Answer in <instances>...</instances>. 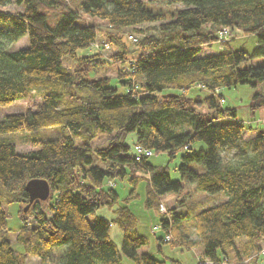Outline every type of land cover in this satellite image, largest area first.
<instances>
[{
  "label": "trees",
  "instance_id": "1",
  "mask_svg": "<svg viewBox=\"0 0 264 264\" xmlns=\"http://www.w3.org/2000/svg\"><path fill=\"white\" fill-rule=\"evenodd\" d=\"M10 2L23 8H0V36L17 41L28 35L29 44L17 49L0 45V105L28 98L32 103L0 119V264H24L25 255L40 257L41 264H123L125 257L132 264H183L140 250L149 238L138 231L128 198L118 203L119 192L109 183L128 172L148 173L144 202L155 211L163 194L182 190V180L172 179L167 165L152 164L148 156L136 159L135 144L166 151L170 159L183 151L177 167L181 178L196 191L227 196L192 215L199 236L192 240L182 229L186 214L177 212L192 196L185 192L168 208L170 220L158 214L159 249L170 233L173 244H202V258L214 263L237 250L242 237L257 248L264 235V127L246 139L236 109L222 104L221 88L259 85L252 107L264 106V64L240 66L247 58L264 56V0H0V6ZM84 15L104 19L114 29L160 22L139 30L137 55L122 34H106V42L116 47L111 58L121 63L118 77L126 92L110 85L111 77L92 74L105 63L99 50L78 53L90 48L99 33ZM164 18L168 21L161 22ZM225 26L255 35L253 52L219 40ZM215 41L219 52L199 55ZM192 86L207 94L189 96ZM203 105L214 114L201 112ZM101 131L109 133L108 144L92 146ZM16 132H26L39 148L18 152L7 136ZM130 132H135L132 144L127 142ZM197 142L205 148H193ZM32 178L47 180L46 200L30 202L25 186ZM140 178H130L133 193ZM10 203L19 204L23 222L15 241L22 250L7 235L4 207ZM102 206L113 208V220L95 216ZM26 214L33 215V222L26 221ZM112 223L123 234L120 248L111 238Z\"/></svg>",
  "mask_w": 264,
  "mask_h": 264
},
{
  "label": "rangeland",
  "instance_id": "2",
  "mask_svg": "<svg viewBox=\"0 0 264 264\" xmlns=\"http://www.w3.org/2000/svg\"><path fill=\"white\" fill-rule=\"evenodd\" d=\"M149 1V0H148ZM151 1V0H150ZM154 1V0H153ZM156 2V1H155ZM73 4V1L71 2ZM179 5V4H178ZM170 5L162 3V7L166 8ZM1 9L5 10H20L23 8V4H15V2L7 3L6 5L0 6ZM55 18V16H53ZM84 18L87 20H93L97 26L99 33L97 35V39L99 46L96 47L94 44L90 46L88 49H80L78 51L79 54L85 53H93L99 50L105 60V63L98 66L96 71L92 72L99 74H105L110 79V85L116 86L119 93H124L127 91V86L123 84L118 77V68L120 67V62H115L113 58H111V54L114 52L116 47L113 44H109L106 46V39L108 32H119L122 34L123 40L128 48L133 51L134 55L138 53V42H134L129 38V34L134 32L138 35L139 39L143 36V33L139 30L144 31V29L148 25L160 24L159 21L153 23H142L137 26H126L121 29H114L109 26L104 19L100 18H90L88 15H84ZM168 21V18H164L163 21ZM228 40L230 41V46L234 49L243 48L249 53H252L256 46V36L255 35H245L239 29H234L230 36H228ZM29 44L28 35H25L18 39L17 41H8L5 40L2 36H0V45L6 49H17L21 47H25ZM221 50V45L218 41L211 43L210 45H204L201 49L200 56L217 53ZM133 55V54H132ZM65 64L67 66L72 65L71 60L65 59ZM264 64V56H254L247 58L242 61L240 64L241 67H246L250 65ZM259 85L254 87L251 83H239L233 86H225L221 88V93L223 95L222 104L224 107H234L237 112V120H240L246 126L244 131V137L249 139L257 134V129H261L264 127V123L262 120L264 119V106L263 107H252L253 95L255 91H257ZM200 87L192 86L187 94L189 96H195L196 94L206 95V89H199ZM166 92V90L164 91ZM38 99L40 95H36ZM32 103L30 99H20L16 100L12 103L6 105H0V119H2L6 114L14 113L18 111H24L28 105ZM201 112L207 113V115L214 114L213 110L208 108L206 105L198 107ZM11 141L16 143V150L18 152L27 151L30 149H37L39 145H32V143L28 140V136L26 132H16L7 134ZM109 133L107 131L99 132L92 140V146H106L108 144ZM135 138V132H130L127 137V142L132 144ZM79 141V139L77 140ZM204 142H197L193 144V148L199 149L200 147L205 148ZM183 152V151H182ZM181 151L176 155V157L170 159L168 153L166 151L156 152L153 151V154L148 156V161L155 165H167L168 172L172 179L182 180L183 188L180 192H167L162 195L160 198V203H163L166 209L169 207H173L176 205L177 199L181 198L185 192H192V196L188 197L187 201L182 203V206L177 209L178 213L186 214L183 217L182 221V229L188 234V237L192 240H198L199 236L196 232L195 220L193 218V214L197 211V209L201 207H206L218 203L227 199L225 192L220 191L216 193H208L202 190H195L194 184L191 182H187L181 178V174L178 171L177 167L181 163ZM146 172L141 171H133V173L128 172L123 178H115L114 179V187L119 192L120 204L125 203L124 199L128 198V205L131 207L132 211L138 217V231L149 238V242L146 245L141 247L142 251H146L151 253L154 257L162 259L165 256L171 257L174 259L180 260L183 264H216L212 263L211 260H205L202 258V244L195 243L191 244L190 247L185 244L179 243H171L173 240L174 234L170 233V238L166 239L164 237V241L161 242V248L159 249L157 246L158 236L163 235V230L159 227V216L158 214H162L158 209L155 211L154 208H149L145 205V196H146V180L140 178L138 184L135 187V192L133 193L132 187L133 184L130 181L132 175H140L144 177ZM146 175V174H145ZM148 177V176H146ZM52 200L54 201L56 198V194H52ZM5 210L7 211V223L8 230L7 235L9 239L12 241L14 246L17 245L15 241V237L17 235V231L22 224V219L18 214L19 204L18 203H10L5 204ZM189 212V214H188ZM49 214V211L47 212ZM166 214V213H165ZM169 218L172 215L167 212ZM33 215L26 214L25 219L28 222H33ZM154 225H158V228H155ZM167 240V241H166ZM264 245V235L261 236V239L258 240L257 248L248 244L247 239L245 237L240 238L237 241V250H230V254L227 257H224L221 261H218V264H239V262H244L245 264H264V256L262 254H258L260 248ZM231 249H233L231 247ZM59 252V250H58ZM260 256V257H257ZM254 258H259L254 262ZM24 264H40L39 259L35 256H27L24 257ZM51 264H56L55 260L51 262ZM123 264H132L131 260L128 258L123 259Z\"/></svg>",
  "mask_w": 264,
  "mask_h": 264
},
{
  "label": "built area",
  "instance_id": "3",
  "mask_svg": "<svg viewBox=\"0 0 264 264\" xmlns=\"http://www.w3.org/2000/svg\"><path fill=\"white\" fill-rule=\"evenodd\" d=\"M232 31L233 30L230 27H226V26L223 27L218 33L219 40H227L228 36H230ZM129 38L132 39L134 42L140 41L138 35H136L134 32L129 34ZM105 43H106V46L109 45L107 42H105ZM92 44H94L96 47L99 46L98 40H95ZM262 123H264V119L262 120ZM134 151H135L136 159H138V160H140L143 156H149V155L153 154L152 149L146 148L145 146L140 145V144L134 145ZM109 183L111 185H114L113 181H110ZM159 210L162 214H165V213L167 214V212H168V210L166 209V207L164 206L163 203H160ZM168 218H169V215H168ZM169 220H170V218H169ZM155 228H157V226H155ZM167 238H170V235H166V239ZM258 254H262L264 256V245H262ZM212 263H214V262H212ZM216 264H218V263H216Z\"/></svg>",
  "mask_w": 264,
  "mask_h": 264
},
{
  "label": "crops",
  "instance_id": "4",
  "mask_svg": "<svg viewBox=\"0 0 264 264\" xmlns=\"http://www.w3.org/2000/svg\"><path fill=\"white\" fill-rule=\"evenodd\" d=\"M145 174H144V177H142V178L146 180V178H147L146 176H148V173H145ZM95 216L104 217V218H107L109 220H113L114 217H115V212H114L113 208H110L108 206H102V207L97 209V211L95 213ZM91 218L93 219V216ZM111 238L114 241V243L117 245V247L120 248L121 244H122L123 234H122V231L120 230V228L116 224H113V223L111 225ZM17 245H19V244H17ZM17 248L22 250V246L21 245L17 246ZM140 250H141V248H140ZM62 251H63V249H61L60 252H57V253L59 254ZM27 256H29V255H27ZM30 256L37 257L39 259L40 264H41L40 257H38L36 255H30Z\"/></svg>",
  "mask_w": 264,
  "mask_h": 264
},
{
  "label": "water",
  "instance_id": "5",
  "mask_svg": "<svg viewBox=\"0 0 264 264\" xmlns=\"http://www.w3.org/2000/svg\"><path fill=\"white\" fill-rule=\"evenodd\" d=\"M25 189L29 194V200L32 202L35 199L46 200L50 194V186L46 179L32 178L26 182ZM27 205L24 207L27 209Z\"/></svg>",
  "mask_w": 264,
  "mask_h": 264
}]
</instances>
